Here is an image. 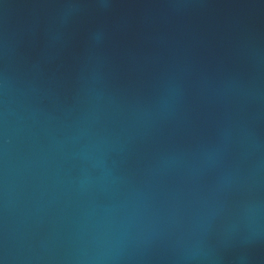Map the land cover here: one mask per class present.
I'll return each instance as SVG.
<instances>
[{
    "label": "water",
    "instance_id": "obj_1",
    "mask_svg": "<svg viewBox=\"0 0 264 264\" xmlns=\"http://www.w3.org/2000/svg\"><path fill=\"white\" fill-rule=\"evenodd\" d=\"M0 264H264V0H0Z\"/></svg>",
    "mask_w": 264,
    "mask_h": 264
}]
</instances>
